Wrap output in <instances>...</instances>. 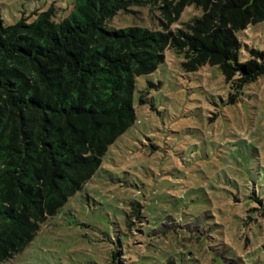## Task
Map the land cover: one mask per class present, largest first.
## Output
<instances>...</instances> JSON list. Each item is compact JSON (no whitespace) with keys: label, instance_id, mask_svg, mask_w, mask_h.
<instances>
[{"label":"rangeland","instance_id":"obj_1","mask_svg":"<svg viewBox=\"0 0 264 264\" xmlns=\"http://www.w3.org/2000/svg\"><path fill=\"white\" fill-rule=\"evenodd\" d=\"M73 3L0 0V18L30 21L50 6L63 17ZM200 12L185 7L174 26ZM158 16L133 6L108 26H156ZM237 37L241 59L245 45L264 50V20ZM164 54L136 77L133 123L6 264H112L117 250L123 264H264V76L229 103L217 66L186 71L182 55Z\"/></svg>","mask_w":264,"mask_h":264},{"label":"trees","instance_id":"obj_2","mask_svg":"<svg viewBox=\"0 0 264 264\" xmlns=\"http://www.w3.org/2000/svg\"><path fill=\"white\" fill-rule=\"evenodd\" d=\"M133 6L157 11V25L108 26ZM187 6L201 12L174 26ZM55 13L0 18V264L92 177L134 121L136 77L168 47L186 71L217 66L229 103L264 76V50L245 45L241 59L237 37L264 20V0H74L67 15ZM121 254L112 251L111 263L123 264Z\"/></svg>","mask_w":264,"mask_h":264}]
</instances>
